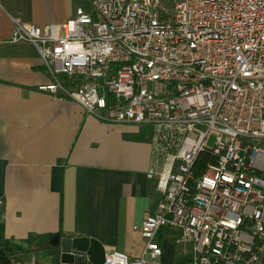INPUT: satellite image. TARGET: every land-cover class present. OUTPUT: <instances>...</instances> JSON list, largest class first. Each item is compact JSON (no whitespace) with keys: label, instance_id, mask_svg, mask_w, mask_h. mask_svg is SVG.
Masks as SVG:
<instances>
[{"label":"built area","instance_id":"built-area-1","mask_svg":"<svg viewBox=\"0 0 264 264\" xmlns=\"http://www.w3.org/2000/svg\"><path fill=\"white\" fill-rule=\"evenodd\" d=\"M89 1L60 25L13 18L10 42L37 48L40 91L152 129L144 248L105 264H157L166 227L190 264H264V0Z\"/></svg>","mask_w":264,"mask_h":264},{"label":"crops","instance_id":"crops-1","mask_svg":"<svg viewBox=\"0 0 264 264\" xmlns=\"http://www.w3.org/2000/svg\"><path fill=\"white\" fill-rule=\"evenodd\" d=\"M75 8V0H0V248L14 264H62L58 237L93 238L137 258L141 224L161 198L149 177L164 169L151 127L108 123L40 91L52 77L37 48L10 42L13 18L48 27ZM175 234L159 231L157 264H190Z\"/></svg>","mask_w":264,"mask_h":264},{"label":"water","instance_id":"water-1","mask_svg":"<svg viewBox=\"0 0 264 264\" xmlns=\"http://www.w3.org/2000/svg\"><path fill=\"white\" fill-rule=\"evenodd\" d=\"M62 264H105L107 251L96 239L88 237H58L53 247ZM39 251L35 252L36 263Z\"/></svg>","mask_w":264,"mask_h":264},{"label":"trees","instance_id":"trees-1","mask_svg":"<svg viewBox=\"0 0 264 264\" xmlns=\"http://www.w3.org/2000/svg\"><path fill=\"white\" fill-rule=\"evenodd\" d=\"M0 264H14L12 254L0 248Z\"/></svg>","mask_w":264,"mask_h":264},{"label":"rangeland","instance_id":"rangeland-1","mask_svg":"<svg viewBox=\"0 0 264 264\" xmlns=\"http://www.w3.org/2000/svg\"><path fill=\"white\" fill-rule=\"evenodd\" d=\"M75 4L76 7H82L83 9H85L87 12H91L92 8L90 5V1L89 0H75ZM76 9V8H75ZM59 78H61V75H59ZM63 78V77H62ZM79 80V78H78ZM262 144L264 145V142H262ZM177 248H181V246H177V244L175 245Z\"/></svg>","mask_w":264,"mask_h":264}]
</instances>
